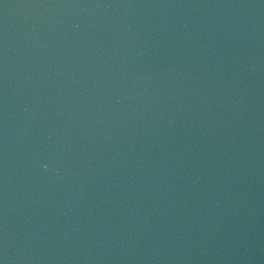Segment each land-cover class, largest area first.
Wrapping results in <instances>:
<instances>
[{
  "label": "water",
  "instance_id": "95a60500",
  "mask_svg": "<svg viewBox=\"0 0 264 264\" xmlns=\"http://www.w3.org/2000/svg\"><path fill=\"white\" fill-rule=\"evenodd\" d=\"M0 264H264V0H0Z\"/></svg>",
  "mask_w": 264,
  "mask_h": 264
}]
</instances>
